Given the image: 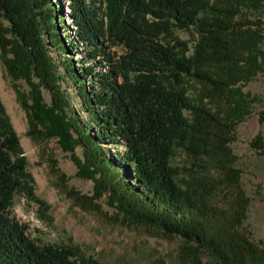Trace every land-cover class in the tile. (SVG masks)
<instances>
[{
	"label": "trees",
	"instance_id": "1",
	"mask_svg": "<svg viewBox=\"0 0 264 264\" xmlns=\"http://www.w3.org/2000/svg\"><path fill=\"white\" fill-rule=\"evenodd\" d=\"M263 1L70 0L75 39L61 36L62 2L0 0L3 62L29 86L19 90L28 134L71 152L78 175L95 182L93 198L107 193L131 222L181 236L185 263L205 264L206 257L207 264H264V241L244 229L250 198L230 146L249 113L243 85L264 65V21L254 14ZM175 27L199 33L191 53L186 40L165 41ZM112 46L124 52L116 58ZM75 52L84 53L78 68ZM69 79L79 107L64 87ZM192 82L198 89L189 93ZM254 144L261 146V136ZM175 145L203 171L180 176ZM21 153L0 100V264H109L30 239L11 213L26 175ZM222 186L234 196L225 205L213 201Z\"/></svg>",
	"mask_w": 264,
	"mask_h": 264
},
{
	"label": "rangeland",
	"instance_id": "2",
	"mask_svg": "<svg viewBox=\"0 0 264 264\" xmlns=\"http://www.w3.org/2000/svg\"><path fill=\"white\" fill-rule=\"evenodd\" d=\"M53 1L63 4L62 9L59 8V16L65 21L59 26L62 38L72 35L76 39L70 0ZM254 14L264 21V1L263 8ZM164 39L188 41L191 53L199 40V33L194 27H175ZM261 46L264 50V42ZM111 50L116 58L124 52L121 46H112ZM51 54L60 60L58 50L52 48ZM70 55L77 68L82 65L84 53ZM91 63L88 61L85 65ZM68 83V87H64L69 91L73 105L79 107L77 90L70 79ZM185 86L189 93L197 92L198 84L192 82ZM28 89L25 81H15L10 76L0 49V100L20 137V156L27 162L26 175L14 195L11 213L26 227L30 239L39 245L71 247L80 257L102 263L191 264L181 259V249L185 245L181 236L166 234L155 226L131 222L109 203L107 193L93 198L95 182L78 175L71 152L65 151L55 139L36 141L28 134V114L19 100V90L27 92ZM243 90L249 95V113L236 126L235 139L230 146L236 156L234 166L242 171L240 185L250 198L244 229L253 240L260 242L264 241V65L252 80L243 85ZM45 97L50 100L48 92ZM185 114L190 116V111ZM82 116L87 117V114L83 111ZM258 136L262 138L259 147L254 144ZM107 151L115 153L116 149L111 147ZM76 153L84 159L81 146L76 148ZM193 159L185 148L174 146L172 164L181 170L180 176L203 171L193 165ZM212 173L220 175V172ZM216 193L213 201L219 205L234 198L232 190L223 186ZM204 262L207 264L208 258L205 257Z\"/></svg>",
	"mask_w": 264,
	"mask_h": 264
}]
</instances>
